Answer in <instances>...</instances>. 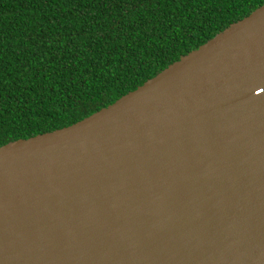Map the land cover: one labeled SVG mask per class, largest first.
Here are the masks:
<instances>
[{
  "label": "water",
  "instance_id": "water-1",
  "mask_svg": "<svg viewBox=\"0 0 264 264\" xmlns=\"http://www.w3.org/2000/svg\"><path fill=\"white\" fill-rule=\"evenodd\" d=\"M0 264H264V3L107 106L0 145Z\"/></svg>",
  "mask_w": 264,
  "mask_h": 264
},
{
  "label": "trees",
  "instance_id": "trees-1",
  "mask_svg": "<svg viewBox=\"0 0 264 264\" xmlns=\"http://www.w3.org/2000/svg\"><path fill=\"white\" fill-rule=\"evenodd\" d=\"M264 0H0V145L72 124Z\"/></svg>",
  "mask_w": 264,
  "mask_h": 264
}]
</instances>
